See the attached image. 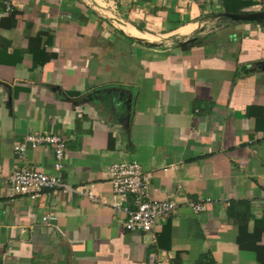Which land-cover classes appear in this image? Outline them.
Listing matches in <instances>:
<instances>
[{"label": "crops", "instance_id": "obj_1", "mask_svg": "<svg viewBox=\"0 0 264 264\" xmlns=\"http://www.w3.org/2000/svg\"><path fill=\"white\" fill-rule=\"evenodd\" d=\"M263 11L0 0V264H264V19L228 16ZM30 133L64 136L62 177L96 199L12 195L21 165L55 173L51 145L17 159ZM135 160L149 197L177 203L152 231L125 227L136 197L110 180L113 163Z\"/></svg>", "mask_w": 264, "mask_h": 264}, {"label": "built area", "instance_id": "obj_2", "mask_svg": "<svg viewBox=\"0 0 264 264\" xmlns=\"http://www.w3.org/2000/svg\"><path fill=\"white\" fill-rule=\"evenodd\" d=\"M51 145L54 149V169L55 173H47L44 170L21 165L14 169L8 176V184L12 195H29L38 197L45 189H62L63 191H76L83 195L95 198L92 191L73 188L62 177V170L66 160V139L59 134L41 135L30 133L25 139L14 145L17 159L24 162L27 148ZM110 180L115 194L126 199L129 195L136 197L138 204L136 209L129 210V216L125 221V227L129 230L152 231L158 223L159 216L163 213H170L177 207V203L168 200H158L149 197L148 180L142 165L138 161H123L113 163L110 168ZM214 200L207 198L192 207L195 211H203L207 204ZM54 216L46 215L42 217L44 222H48Z\"/></svg>", "mask_w": 264, "mask_h": 264}, {"label": "water", "instance_id": "obj_3", "mask_svg": "<svg viewBox=\"0 0 264 264\" xmlns=\"http://www.w3.org/2000/svg\"><path fill=\"white\" fill-rule=\"evenodd\" d=\"M233 19L236 20H262L264 19V11L263 12H253L246 14H228Z\"/></svg>", "mask_w": 264, "mask_h": 264}, {"label": "trees", "instance_id": "obj_4", "mask_svg": "<svg viewBox=\"0 0 264 264\" xmlns=\"http://www.w3.org/2000/svg\"><path fill=\"white\" fill-rule=\"evenodd\" d=\"M194 40V39H193ZM242 245V244H241Z\"/></svg>", "mask_w": 264, "mask_h": 264}]
</instances>
